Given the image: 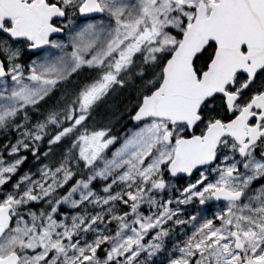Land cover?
I'll return each mask as SVG.
<instances>
[{
  "label": "snow or ice",
  "instance_id": "snow-or-ice-1",
  "mask_svg": "<svg viewBox=\"0 0 264 264\" xmlns=\"http://www.w3.org/2000/svg\"><path fill=\"white\" fill-rule=\"evenodd\" d=\"M0 264H264V0H0Z\"/></svg>",
  "mask_w": 264,
  "mask_h": 264
}]
</instances>
